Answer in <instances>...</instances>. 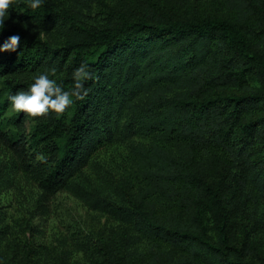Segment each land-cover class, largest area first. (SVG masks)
<instances>
[{"label": "trees", "instance_id": "16d2710c", "mask_svg": "<svg viewBox=\"0 0 264 264\" xmlns=\"http://www.w3.org/2000/svg\"><path fill=\"white\" fill-rule=\"evenodd\" d=\"M102 3L13 0L0 32V44L21 36L0 51L10 167L42 197L66 190L125 224L121 242L95 239L97 264H264L247 226L258 220L244 215L264 204V0H220L221 13L188 18L125 2L95 24ZM82 62L95 73L83 99L5 116L35 75L71 89ZM112 143L126 148L121 167L101 169L96 153Z\"/></svg>", "mask_w": 264, "mask_h": 264}, {"label": "rangeland", "instance_id": "374dc122", "mask_svg": "<svg viewBox=\"0 0 264 264\" xmlns=\"http://www.w3.org/2000/svg\"><path fill=\"white\" fill-rule=\"evenodd\" d=\"M170 14L188 18L209 11L222 12L220 0H151ZM142 6L144 0H103L96 7L92 22L104 23L109 16L121 11L123 3ZM132 8V6H131ZM16 110L11 106L5 116ZM124 144L102 146L96 153L101 169L120 168ZM16 161L0 138V261L4 264H97L99 258L95 239L123 240L126 227L109 215L89 208L66 190L47 197L41 196L36 178L29 172L10 167ZM6 166V167H5ZM7 168V169H6ZM10 175V179L5 178ZM244 215L256 218L247 224L251 240L259 254L253 259L264 260V204L255 203ZM262 258V259H261Z\"/></svg>", "mask_w": 264, "mask_h": 264}, {"label": "clouds", "instance_id": "9594fccd", "mask_svg": "<svg viewBox=\"0 0 264 264\" xmlns=\"http://www.w3.org/2000/svg\"><path fill=\"white\" fill-rule=\"evenodd\" d=\"M43 0H28L31 8L35 9L41 5ZM13 0H0V32L4 29V21L9 17V9ZM21 41L19 33L8 36L2 44L0 51L15 50ZM52 73L56 68L50 69ZM74 87L65 89L56 79L49 75V71L40 72L35 75L30 87L27 90H20L10 93L8 96L11 107L17 111L25 110L33 116L55 111L61 114L74 102L75 98L83 99L87 95L88 89L85 88V80L95 78V73L89 70L87 62H82L74 72Z\"/></svg>", "mask_w": 264, "mask_h": 264}]
</instances>
